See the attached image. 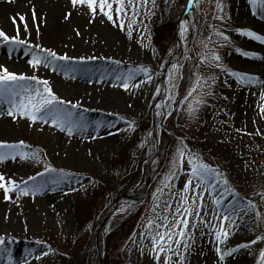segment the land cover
Here are the masks:
<instances>
[{
    "label": "rangeland",
    "instance_id": "374dc122",
    "mask_svg": "<svg viewBox=\"0 0 264 264\" xmlns=\"http://www.w3.org/2000/svg\"><path fill=\"white\" fill-rule=\"evenodd\" d=\"M112 2L115 4L114 0ZM218 2L223 7L222 13L216 8L217 0H212L211 4L200 0L199 7L192 6L189 17L186 18L192 27L185 34L187 39L184 40L186 46L189 42L192 44L179 57H176L178 52L176 38L179 36L177 26L186 15L188 0H155V7L151 0L146 6H141L140 0H136L139 13L137 16H133L131 9H128L126 16L121 14V20L127 27L131 23L130 30L134 36V41L130 45V48H134L133 57L126 59L132 63L129 64L122 60L121 67L128 71L129 68L147 66L152 69L154 80L153 85L146 88L145 93L148 92L144 93L145 96L143 95L140 104L129 109L122 108L121 105L116 107L121 115V131L118 139L115 137L113 141L107 142L97 139L91 147H79L70 142L62 147L59 142L65 131H60L51 121L48 123L32 122L19 115L8 116L6 114L8 105L0 104V114L4 115L3 121L0 122V141L13 144L23 141L25 144L23 151L29 153V157L25 159L17 155L14 160L8 158L0 162V174H4L6 181L14 179L21 187H24L23 181L25 180L28 181L29 186L33 183L43 186L39 191L30 192L28 195L21 194L17 189L9 192L7 199L4 197L3 189H0V238L4 240V243L0 244V264H25V261L27 264H72L71 261H64L63 258L58 257L57 253L61 249L68 252L74 260L76 257L82 259L80 264H98L99 256L93 255L100 222L112 206L114 198L118 200L129 193H138L134 188L124 189L125 184H120L123 181L121 178L128 173V166L131 162L132 172H136L140 167L136 182L140 181V188L142 187L145 179L144 171L153 149V121L154 117H159L164 123L161 128L159 150L150 169L151 176L156 178L157 184L153 188L150 187L151 189L147 192L144 200L147 202L146 205L145 202L140 203L139 199L132 200L130 206L124 208L125 211L119 210L114 215L108 231L110 233V229L118 225L119 221H116V218L128 212V209L130 212L138 209L140 204H142L140 208H144L141 216H154L150 209L154 206L152 194L160 186L157 170L163 166L161 173L166 172L176 149L184 146L180 139H174L165 134V126L170 132L173 131L170 123H174L172 116L177 110L183 113V118L180 119V122L183 121L181 124L199 144L198 152L193 151L192 153L198 154L202 162L217 169L222 178H227L229 181V189L239 194L237 197H228V193L225 192L224 196L228 198L223 201L222 206H215L205 193L204 209L200 219L207 220L215 227V230L219 231V221L213 215L205 216L204 213H210L215 207L218 214L223 212L224 207L238 200L241 205L251 200L256 208L249 212L245 220H251L258 211L261 214L259 227L255 223L246 224L237 220L239 228L233 226L229 229L228 222H225L224 227L229 230L230 235L228 240L222 244V248L224 250L236 249L230 253L236 257L233 264H257L259 251L264 248V242L258 241L249 248H242L239 245L250 243L257 236L264 234V198L260 195L264 193V113L252 111L255 109L252 101L254 96L250 95V91L246 89L247 84L228 73L235 72L251 76L261 81V84L264 83V78L262 79L264 77V43L242 35L238 31H251L264 37V11L254 9L249 0H218ZM126 3L127 0H125ZM220 15L224 16L223 20L214 18ZM24 25V22L17 20L15 30L19 29L20 37L28 40L30 44H39L45 48V38L42 37L40 31L27 25V34H25ZM164 25H175V27L168 30L163 37L162 44L157 45L154 42L153 28ZM216 32L226 36L228 33L229 37L225 40L222 36L216 35ZM6 34L11 37L16 34V31L9 34L6 31ZM201 40L207 44V49L200 46ZM209 50L219 55L221 66L216 67L215 63L209 59L201 63L199 69L194 72L201 76L202 81L209 79V73L215 76L216 83L221 84V87L213 92L223 97L218 101L217 110L213 112L219 120L216 123H208L203 129L201 121L207 117L208 113L203 112L202 105L193 116H190L185 110L188 102L178 105L173 101L182 99L190 78L194 79L190 77V72L195 65V60L200 59V54L206 51L209 52L210 57ZM75 51L76 54H82L80 48ZM170 51L173 53L172 56L168 55ZM24 52L23 47L0 39V65L6 66L17 74L35 75L41 80L47 79L53 92L59 98L79 105L75 109H72L70 105H65V107L74 113H80L82 104L77 102L74 94L65 92L62 87L59 88L53 81V77L62 71L68 72L72 71L71 69L82 68L92 63V60L86 58L80 62L81 57H73L68 62L56 61L58 66L55 70L42 66L33 69L27 63L31 57L25 55ZM141 52L143 57L138 56ZM14 53L16 56L12 57L9 62L7 59ZM186 53L189 56L188 60H185ZM165 61L172 63L179 61L183 65L178 69L183 79L179 81V87L172 92L173 101L169 100V91L165 92V87L171 88V84L168 83L170 63H165ZM65 68L68 70L65 71ZM203 71H207L206 76L201 74ZM82 82L88 88L100 87L97 79ZM156 87L161 89L159 96L155 95ZM205 87L208 86L205 84L202 89ZM195 95L190 100L194 99ZM211 96L214 97L212 92ZM158 103L170 105V109L166 108L165 111L171 110L173 114L165 117L158 116L157 112L161 111L155 107ZM261 104L264 103L261 101ZM88 108L91 109V107ZM89 114H91L89 117H100L98 112ZM74 118L78 119L77 116ZM100 119L102 122L108 118L101 117ZM128 122H133V126L129 127ZM206 144L212 147L205 146ZM33 152L38 153L36 158L31 157L30 154ZM207 153L214 156L217 161L215 162ZM138 155L139 158H136ZM45 167H51L56 171L45 172ZM39 173L43 175H38ZM189 175L190 166L185 161L177 172L171 189H165V194L155 201L161 206L157 211H161L164 207L163 202L169 200L168 191L181 190ZM31 176L36 177L35 182L28 179ZM112 185L117 189L110 187ZM87 202H96V205L95 207L85 205L89 204ZM169 203L172 201L169 200ZM84 205L86 212L80 209ZM192 207L200 210L199 202ZM86 214L90 216L87 218ZM189 219L190 224L199 225V230L189 229L194 233L195 243L187 240L189 244L187 252L184 251L183 244L181 245L180 252L184 255V264H206L205 242L210 238L217 241L213 228L200 224V219L195 216ZM141 224L140 217L125 224L122 231L107 243L104 264H157L154 254L145 247L147 240L144 244L140 243L139 236L136 237V244L128 240L134 232L140 233L138 227ZM45 252L47 255H43ZM212 252L213 257L218 255L213 248ZM17 254L24 257L22 261H20L21 258L17 259ZM108 255H110L109 259H107ZM169 255L172 254L169 253ZM37 256L40 258L36 259ZM119 257L121 261L115 262Z\"/></svg>",
    "mask_w": 264,
    "mask_h": 264
},
{
    "label": "snow or ice",
    "instance_id": "6c2138e0",
    "mask_svg": "<svg viewBox=\"0 0 264 264\" xmlns=\"http://www.w3.org/2000/svg\"><path fill=\"white\" fill-rule=\"evenodd\" d=\"M116 7L113 6L112 0H71V4L76 7L79 6L85 10V14L90 18L94 19L96 16L106 17L107 21H111L116 27L124 30V25L114 21L113 14H128V9L132 10L133 16H137L139 13L137 11L136 0H114ZM206 3L211 4L212 0H205ZM149 0H140L141 6H146ZM153 7H155V0H151ZM249 3L254 9L258 8L264 11V0H249ZM196 7L200 6V0H188V6ZM216 8L219 12H223L222 5L218 2L216 3ZM33 15H35L33 13ZM71 15L70 13L68 14ZM67 18V17H66ZM215 19H224L223 15L214 17ZM19 20L23 21L24 17L20 16ZM13 23L16 20L13 19ZM192 25L189 21L183 20L179 25V36L181 40L187 39L186 33ZM25 34H27V24L24 25ZM128 28L131 29V23H129ZM242 35L248 36L250 38L260 40L264 43V37L257 35L251 31L238 30ZM218 36H222L223 39L227 40L223 33L216 32ZM129 38L132 37V31H128ZM0 39L4 42L19 45L25 49L24 54L29 55L31 58L27 60L28 65L33 69L39 67L44 68H55L58 66L56 61H71L72 57L68 55H58L55 51L50 48H44L39 44H30L28 40L20 37L19 29L16 30V34L13 36L7 35L3 30H0ZM209 41L211 38H208ZM195 43V41H193ZM203 49H207V44L203 40L199 42ZM145 46V45H142ZM209 57V52H203L200 54V59L194 66L198 69L201 63L207 60L214 62L216 67H220V57L215 51H211ZM172 52L168 53L172 56ZM247 55V53H245ZM86 58L81 57L80 62H83ZM87 59H92L88 57ZM189 56L185 54V60H188ZM165 63H170V70L168 73V83L171 84L169 91V100L173 101L172 92L179 87V81L183 77L179 74L178 69L183 67V65L176 61L172 63L171 61H165ZM68 69L65 68V71ZM227 72V69H225ZM231 76L237 77V79L245 84L254 83L255 78L251 76H244L239 73L230 72ZM138 76H143L146 79L141 80L138 83H134ZM194 79L189 80V84L186 88L185 94L182 96L181 100L173 101L176 104H182L188 102L186 105V111L190 116H193L196 111H198L199 106L205 103L203 97L205 95L211 94L210 92H200L198 98L190 100L194 97V94L198 92V89H202L206 84L209 89H211L212 84L215 83V77H210L211 83L208 79L201 80V76L196 72L192 73ZM117 79L121 81L120 87L124 90L132 88H140L142 84L150 83L153 80L152 69L147 66L141 65L135 68H129L127 73L117 76ZM161 93L160 87L155 88V95L159 96ZM260 100L264 101V93L260 94ZM7 104L8 116L19 115L25 117L32 122L42 121L44 123H51L58 127L60 131H67L72 134L74 130H83L84 125L80 123L78 119H75V113L70 111L65 105H70L72 109L79 107L78 104H73L71 101H65L59 98L54 92L50 83L47 79H39L35 75H24L17 74L14 71H10L6 66L0 65V104ZM156 108L161 109L157 112L158 116L165 117L171 116L173 113L171 110L165 111L166 108L170 109V105H165L164 103H158L155 105ZM260 111L264 113V104L258 105ZM129 127L133 126V122H128ZM143 147V145H141ZM25 144L23 141L19 143H7L0 141V162L5 159L11 158L16 159L17 155L21 159L29 157V153H25L23 149ZM32 158H36L38 153L33 152L30 154ZM185 161L190 166V175L187 181L184 183L183 188L178 191H168L167 195L169 200L163 202L164 207L161 211H157L161 208L159 203H155L160 196L165 194V189H171L172 182L176 178L177 172L185 164ZM55 169L51 167H45V172H54ZM62 171V170H61ZM38 175H43L39 173ZM29 180L35 182L36 177L31 176ZM160 180V186H158L152 194L154 201V206L150 209L154 216L146 217L145 223L141 225L143 231L140 233L134 232L129 238L133 244H136V237L139 236L140 243L144 244L147 240V245L150 253L154 254V259L157 264H184V255L181 254L180 248L183 244V249L187 252L189 244L187 240H191L195 243L194 233L190 232L189 229L199 230V225L196 223L190 224V217L195 216L198 219L201 217V212L204 209L205 203V193L211 202L215 206H222L224 200L228 197H237L239 194L233 192L229 189V181L227 178H222L221 173L211 167L209 164L202 162L199 155L196 153H191L187 150L186 145L178 147L176 152L173 154V158L169 161V165L166 172L160 173L158 176ZM57 182V181H54ZM24 187H21L14 179H8L6 181L4 174H0V189L4 191L5 199L8 198V193L16 191L17 189L23 195H28L30 192L35 193L39 191L43 186L36 185L33 183L31 186L28 185V181H23ZM228 193V197L224 196V193ZM264 198V193L260 194ZM199 202V209L196 210L194 205ZM192 205V206H190ZM256 208V205L251 201L247 200L241 205L238 200L234 204H229L223 208V212L216 213V208H212L211 212L204 213L205 216L211 214L215 219L219 221V231L215 230V227L205 219H200V224H205L209 228H213L215 238L218 242L216 247V253L219 255V259L223 260L225 255H229L231 252L236 251L235 248L222 251L219 244L225 243L228 240L230 232L224 227L225 222H228V228L235 226L239 228L237 220L242 223H255L259 227L261 214L257 211L251 220H245V217L249 215V212ZM121 212L125 211L123 206L120 209ZM203 234V233H202ZM258 241L264 242V234L257 236L255 240L250 243L241 244L239 247L249 248L251 245L256 244ZM4 240L0 238V244H3ZM175 245V247H173ZM143 251V249H141ZM171 253L172 255H169ZM163 254V256H162ZM47 255V253H43ZM175 257V259H173ZM40 257L37 256L36 259ZM27 264V261H25ZM257 264H264V248L259 251V258Z\"/></svg>",
    "mask_w": 264,
    "mask_h": 264
},
{
    "label": "bare ground",
    "instance_id": "6f19581e",
    "mask_svg": "<svg viewBox=\"0 0 264 264\" xmlns=\"http://www.w3.org/2000/svg\"><path fill=\"white\" fill-rule=\"evenodd\" d=\"M113 6L117 5L113 4ZM20 16L24 17L22 21L24 24L40 31L42 37L45 38V48L52 49L58 55H68L72 58L82 57V55H88L83 56L84 58L92 57L90 59L92 63L84 65L82 68L71 69L72 71H62L53 77V81L59 88L62 87L65 92L74 94L77 102L82 104L81 112L75 113V116L84 125L83 130H75L72 134L67 131L63 132V138L60 139L59 144L63 147L70 142L79 147H91L97 139L104 142L115 137L118 139L121 131V115L116 107L121 105L122 108L129 109L140 104L145 96L146 88L152 86L154 80L153 78L150 83L142 84L140 88L130 87L127 91L119 86L121 81L117 79V76L127 73L122 69L121 61L132 63L126 59L133 57L134 54V48H130L134 36L129 38L128 31L130 29L125 25V22H122L121 14L114 13L113 18L117 23L124 25V30L116 27L113 22L107 21L106 17L102 18L98 15L94 19L90 18L85 14L83 8L74 7L71 0L0 1V30H5V33L7 31L8 34L15 32ZM13 19L16 20L15 24ZM77 48H80L82 54H76L75 49ZM182 49L184 50L185 47L183 46ZM14 56H16L15 53L10 55L7 60L11 62ZM138 56L143 57V53H139ZM93 79L100 82L101 85L98 84L100 87L88 88L82 82ZM144 79L146 78L138 76L134 83ZM94 84L96 83L89 85ZM165 89V92L169 90L168 87ZM246 89L250 91V95L254 96L252 101L255 109L252 111L259 113L258 105L261 104L260 94L264 93V83L261 84V81L256 80L254 83L247 84ZM262 102L264 103V101ZM90 112H98L100 117H89ZM3 117L4 115L0 114V122L3 121ZM101 117L108 119L101 122ZM101 123L102 126H100ZM161 125L162 120L158 117V127L154 137H158L160 134ZM152 155L153 153H151V157ZM205 243L206 264L235 263L236 257L232 254L225 255L223 260L219 259V255L213 257L212 248L216 252L218 244L215 239L210 238ZM219 247L224 251L222 244H219ZM19 258L22 261L24 257L17 254V259Z\"/></svg>",
    "mask_w": 264,
    "mask_h": 264
},
{
    "label": "trees",
    "instance_id": "16d2710c",
    "mask_svg": "<svg viewBox=\"0 0 264 264\" xmlns=\"http://www.w3.org/2000/svg\"><path fill=\"white\" fill-rule=\"evenodd\" d=\"M172 27H175V25H173V26L172 25H164V26H160L158 28L154 27L153 28V32L155 33L154 42L157 45H159L160 43L162 44L164 35L166 33H168V30H170ZM195 61H196L195 64H197L199 62V59H197ZM198 69L194 66L193 69H192V72H194V71H196ZM207 71H203V72H201V74H205V73H207ZM208 77L209 78L212 77L211 76V73L208 74ZM208 80H209V83H211V80L210 79H208ZM219 87H221V84H218L215 81V83L212 84L211 89H209L208 87H205V89L203 90V92H206V93H208V92L211 93L212 92V95L215 97V98L212 97L211 94L205 95L203 97V99L205 101V103L202 105V108L204 109L203 112H207L208 113L207 117L204 120L202 119V121H201V127L203 129L206 128L205 123H212V122L217 121L216 120L217 117H215V115L213 114V112H214L215 109L217 110V106L219 105L218 104V101L220 100L221 94H219V93L217 94V92H216V94H214L213 91L216 88L218 90ZM198 94H199V90H198L197 95H196L195 98L198 97ZM177 116H178V112H176V115L172 118L174 120L173 121L174 123H170V127L173 129V131L176 133L177 136L183 137L186 140V144L190 148L191 151H196L198 149L199 144L194 139L191 138L190 134L186 131V128L183 127V125H181L180 127L176 126L175 119L177 118ZM205 146L212 147V145H210V144H206ZM207 155L212 156L211 154H208V153H207ZM212 159H216V158L214 156H212ZM122 165H123V163H122ZM130 165L132 166V162H131ZM128 167H130V166H128ZM139 169H140V167L137 170L138 173H139ZM133 174L135 175L134 172H132V171L129 170L128 173L126 174V176H124L123 178H121L123 181L120 184H125V188L124 189H127L130 186L132 187L136 183L135 180H133V177H134ZM124 189H122V190H124ZM87 203H89V204H85V205H90L92 207H95V205H96L95 202H87ZM85 205L82 206V208H80V209L82 211H85L86 212ZM87 210H88V207H87ZM142 210H140L138 212V214H137V217L138 218L141 216ZM87 212H89V211H87ZM89 216H90L89 214H86V217L87 218ZM142 218H143V220H145V216L144 215H142ZM131 221H133L132 218H131V220H128L124 224H122L121 228H119L117 231H114L113 234L110 236L108 242H110L114 236H116L117 234H119L122 231V228H123V226L125 224H129ZM127 237H128V235H127ZM127 237H125V238H127ZM56 250L58 252V249L57 248H56ZM57 255H58L59 258H63L64 261H68V260L71 261L72 264H80V262L82 261V259L77 258V257L75 258V260L72 259L69 256V253L66 252V251H64L63 249L59 250V252L57 253ZM109 258H110V255L107 256V259H109ZM119 261H121V257H119L118 260H115V262H119Z\"/></svg>",
    "mask_w": 264,
    "mask_h": 264
},
{
    "label": "water",
    "instance_id": "95a60500",
    "mask_svg": "<svg viewBox=\"0 0 264 264\" xmlns=\"http://www.w3.org/2000/svg\"><path fill=\"white\" fill-rule=\"evenodd\" d=\"M191 6H188V10L190 11ZM178 31H179V27H178ZM180 43V50L178 52V55H181L183 53V45L184 43L182 41L179 42ZM154 129H155V124H154ZM155 141H156V149L155 151L157 152L158 147H159V140L157 139V137H155ZM147 192V190H146ZM146 192L141 194L139 197L144 198L146 196ZM124 204V202H122V200L115 202V205L112 206L108 212L106 213L104 219L102 220L96 239H95V255L99 256V263L98 264H104V255H105V251H104V237H105V229L106 226L108 225V223L110 222L111 217L114 215L117 206L121 207ZM102 237V238H101Z\"/></svg>",
    "mask_w": 264,
    "mask_h": 264
}]
</instances>
